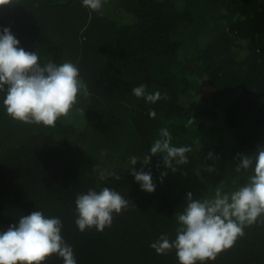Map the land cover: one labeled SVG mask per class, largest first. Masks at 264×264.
<instances>
[{
	"label": "trees",
	"instance_id": "1",
	"mask_svg": "<svg viewBox=\"0 0 264 264\" xmlns=\"http://www.w3.org/2000/svg\"><path fill=\"white\" fill-rule=\"evenodd\" d=\"M103 1L108 12L81 0L0 5V25H10L21 46L42 62L73 61L86 84L55 126L15 120L0 102V228L40 209L61 219L77 264H180L175 249L158 254L151 242L162 233L175 238L188 191L211 198L218 186L246 183L251 170L235 171L237 153L264 145V0ZM142 83L162 98L136 97L131 90ZM163 127L191 152L161 182L162 155L148 151ZM147 153L153 192L127 169L130 156ZM102 169L120 178L103 181ZM105 184L129 198L128 207L103 231H79L77 194ZM41 264L63 258L53 253ZM207 264H264V218Z\"/></svg>",
	"mask_w": 264,
	"mask_h": 264
},
{
	"label": "clouds",
	"instance_id": "2",
	"mask_svg": "<svg viewBox=\"0 0 264 264\" xmlns=\"http://www.w3.org/2000/svg\"><path fill=\"white\" fill-rule=\"evenodd\" d=\"M12 3L14 0H0V5ZM81 3L93 11L103 7V0H81ZM131 91L149 103L162 98L160 90L149 92L143 83ZM81 93L86 94V84L76 63L71 60L56 63L51 59L42 62L35 48L26 50L21 46L10 25H0V102L7 114L22 122L55 126L60 117L73 109ZM149 115L155 117V109H149ZM172 139L170 130L163 127L149 147L148 153L162 155L165 170H161V182L168 174L167 169L175 173L177 165L189 160L187 153L191 147L177 146ZM148 153L143 157L130 156L127 169L142 190L153 192L157 187L153 173L150 167L145 170L151 163ZM213 155L208 153L209 157ZM237 157L236 172L251 170L247 182L230 191L218 186L211 198H194L188 191L187 202L176 217L175 238L169 239L162 233L150 247L158 254L175 249L180 264H207L233 246L245 234L246 226L264 218V145H258L251 154L237 153ZM208 170H214V165H209ZM99 176L103 181L120 178L108 169H102ZM75 205L79 231L93 226L103 231L111 226L114 214L128 207L129 198L105 184L100 190L89 188L77 194ZM62 227L58 216L45 215L40 209L21 215L15 223L0 228V264H41L53 253L63 258V264H77L73 246L61 234Z\"/></svg>",
	"mask_w": 264,
	"mask_h": 264
},
{
	"label": "rangeland",
	"instance_id": "3",
	"mask_svg": "<svg viewBox=\"0 0 264 264\" xmlns=\"http://www.w3.org/2000/svg\"><path fill=\"white\" fill-rule=\"evenodd\" d=\"M109 7H110L109 2H104V1H103V7H102V8L104 9L105 12H108V11H109ZM111 15H112V14H111ZM198 83H199V85H200V87H201V94H205L206 92L210 91V88H207L204 79H202V78L199 79V80H198ZM192 94H194L195 97H197V95H199L198 92H197V93H194V91L192 92ZM194 95H193V97H194Z\"/></svg>",
	"mask_w": 264,
	"mask_h": 264
}]
</instances>
